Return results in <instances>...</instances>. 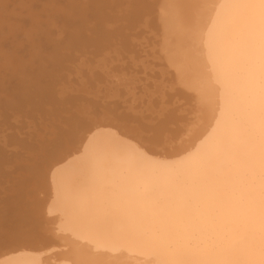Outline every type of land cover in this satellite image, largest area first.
Here are the masks:
<instances>
[{
    "label": "bare ground",
    "instance_id": "obj_1",
    "mask_svg": "<svg viewBox=\"0 0 264 264\" xmlns=\"http://www.w3.org/2000/svg\"><path fill=\"white\" fill-rule=\"evenodd\" d=\"M89 1L0 0V35H7L3 25L8 24L10 34H13L12 40H18L16 45L14 43L18 49L12 52L0 39L1 111L4 108L20 111L19 108L25 105L29 107L36 104L41 96L49 99L47 96L53 90L46 82L42 81L41 84L38 80L51 74L50 69L65 62V52L62 56L59 40L57 45H52L56 35L48 27L56 20L62 21V28L67 29L70 36L68 40L84 47L83 27H87V21L91 18L89 16L92 15L93 20L89 21L93 22L109 14H103L105 12L100 9L107 0H95V4L88 8ZM140 1H137L139 6L140 3L144 4L143 0ZM145 1L148 3V0ZM149 1L150 4L142 6V10L138 9L133 17L130 13L128 17L125 16L130 20V28L142 21L150 24L152 20H157L155 24L159 23L161 19L152 16L159 10L163 0ZM38 2H44L40 10L35 8ZM176 2L175 12L172 10L170 14L172 21L176 19L171 21L175 23L174 26H165L167 23L164 22L170 19L162 18L160 27L170 29L169 53L173 56L169 55L167 62L177 66V79H181L180 84L185 89L188 87L186 93L190 95L193 116L181 127V119L175 114L163 134L153 140L154 143L118 120L104 116L96 120L91 116L88 122L86 119L83 126L81 123L71 132L68 139L58 138L60 142L54 141L56 138L51 139L53 144L56 142L59 145L54 146L51 142L50 148L41 144L42 152L36 157L42 156L45 161L39 163L40 166H34L30 172L31 180H35L44 196L28 201V212L19 220L30 225L28 228L31 227L33 231L27 232L26 228V234L10 237L0 243V264H181L187 261L261 264L264 260L258 234L249 226L247 207L249 189L246 177L251 151L252 101L250 49L246 30L252 12L225 7L232 0ZM134 4L137 5L136 2ZM165 5L164 2L159 11ZM150 6L151 9L148 8ZM168 6L171 8L174 5H166L167 9ZM110 17L107 15L106 18ZM121 18L123 20V15ZM92 25L94 32L88 38L87 30L88 34L85 33L87 36L84 38L87 37L89 42L85 45L96 52L99 45H104L101 40L104 42L120 36L119 31L122 32L124 26L120 23L122 29L116 32L119 23L117 28L116 23L109 24L113 28L106 31H100L99 25ZM182 25L186 30L181 29ZM18 32L23 36L22 39L17 38ZM50 32H53V36ZM124 33L128 32L123 30ZM124 35L119 37V41H123ZM43 37L44 41H49L48 44L39 41ZM20 40L27 41L24 43ZM125 40L123 45L126 44ZM24 45L28 48L27 53L19 51ZM87 47L84 48L88 50ZM125 47L129 49V46ZM85 49H80V52ZM91 49L86 54L82 53L89 55ZM94 53L91 55H96ZM110 57L112 55L109 56L112 59ZM78 58L81 64V56ZM94 64L97 67L96 61ZM89 66V69L93 68ZM71 68L64 66L63 69H75L74 66ZM113 73H110L111 76ZM77 74L75 76L78 77ZM184 74L186 76L180 78ZM11 79L16 80L10 83ZM38 84L41 87H35ZM86 84L83 83L80 88L83 89ZM66 89L63 88L62 92ZM60 97L63 99V94ZM46 108L50 110L51 107ZM77 117L81 116L78 114ZM102 117L104 119L100 120ZM42 224L50 226V235L41 237L38 234L43 229Z\"/></svg>",
    "mask_w": 264,
    "mask_h": 264
},
{
    "label": "rangeland",
    "instance_id": "obj_2",
    "mask_svg": "<svg viewBox=\"0 0 264 264\" xmlns=\"http://www.w3.org/2000/svg\"><path fill=\"white\" fill-rule=\"evenodd\" d=\"M58 1L62 2V0H58ZM127 1L130 3V5H132V6L134 5V6L133 7L130 6ZM137 1L138 0H131V1L130 0H120V1L107 0L105 2L106 4L103 3V5H101L100 9L102 10V12H105L103 14L109 13L107 15H108V17L111 16L110 19L106 18L107 15H103V16H100L98 18V20H94L95 22L94 21L92 22V21H89V20H93V17L91 15V16H89V17H91L90 19H88V17L86 18V19H88V21H87L88 22L87 23L88 28L85 27V29H84V27H83L84 47L85 46L87 47L88 45H85V44H88V42H89V40H86L87 37L84 38L85 36H87V35H85V33L86 34L89 33V36H88V38H89L90 36H92V34L94 32L92 29L93 28L92 24H94L95 26L96 25L101 26V27L98 26L99 30L101 29L100 31H106V29L109 30V29L113 28V26L110 27V25H115V23H116L115 27L117 28V25L119 23V25H118L119 29L114 28V29H116V32L118 30L122 29L121 25H124L123 26L124 32H128V33H124V34H128V35L122 34L123 30H121L122 32L119 31V33H121V35H120L121 37H122V35H124L126 40H125V38H123V41L125 40L127 45L126 44L123 45L124 42L122 41V39H121V41L123 43L121 41H119L120 36L117 35L118 37L116 36V37L111 38L110 40H103L104 42H102V40H101L100 42L102 44L104 43V45H103L104 47L102 45L101 46L99 45V47H97V49H98L97 52L92 51L90 46H88L89 48L87 47L88 48V50H87L84 47H82L81 45L80 46L77 45L76 42H73V41L71 42L70 40H68V37H70V36L67 33V29L62 28V26H61V24L63 23L62 21H61V23H60V20H56L55 23L53 22L54 24H52V26H50L48 28L50 31L52 29L54 34H53V32L52 33L50 32V34H51V36L56 35L55 37H57V38L59 37V39L54 37V42H53L54 44H52V45H55L58 42V40L60 41V43H59V45H61L60 53L63 56V53L65 52L64 53V56H65L64 60L66 63H69V65L63 61L64 63L62 62L61 66L56 65L55 67L52 68V70L50 69L51 74L49 73L45 77L43 76L44 79L43 78L42 79L40 78L41 80L36 79L38 81H41V84L43 83L42 81H44V82H46L47 85H49V88L53 90V93L51 94L52 96L51 95L47 96V97H49V99H48V98H45L42 96L39 97L37 95L39 97V99L41 98L40 101L37 100L38 102H36V104H33V105L31 104V105H29V107H27L28 105H25L22 108H19L20 111L18 109L13 110L11 108H6V109L4 108V109H2V111L0 109V114H1L0 119L2 120V121L0 120V152H1L0 156L2 157V162L0 163V208H1L0 209V218L2 217L1 221H0V243L1 244H2V242L4 243V241L6 239L8 240V238H10V237H16V236L21 235L22 233L26 234L27 232H29L31 230L33 231V229L31 227L28 228V226H30V225H28L27 223L23 224L19 220L24 218L25 215L27 214L28 211L26 210V208H27V206L31 200L34 201V199H38V198L41 199L44 196L42 190H40L39 185L36 184L35 180H33V181L31 180L32 174L30 172V169H33L34 166L35 167L40 166L39 163L42 164L45 161L44 157L41 158L42 156L36 157V155H39L42 152L40 150L41 144L44 143L51 148L52 147L51 142L53 144L54 141L60 142V140L58 138H60V139L67 138L71 132L75 131L76 128L81 126V123L83 126V124L86 123V119L88 122V120L91 119V116H92V118L95 117L94 119H96V120H99V117H101V116H104L105 118L109 117L111 119L118 120V122H121L122 125L125 124L127 126H130L131 127L130 129H135L136 133L141 132L142 133L141 136H143L145 138V140H150L149 141L150 143H154L153 140H155L157 137H159L161 134H163V132H164L163 130L164 129L166 130L167 126L169 125V123H171L173 116H175V114L178 118L181 119V123H182L181 127H184V123L187 120H190V118L193 116L192 115V103L190 102V99H189L190 95L188 93H186L187 92L186 89L188 87L185 89L180 84L182 82V81H180L181 79H179V78L177 79V75H175L176 71H177V68H176L177 66L167 62L168 58L171 55L173 56V54L170 55V53H169V39H170V37L168 36V32H170L169 31L170 29L167 27H164V26H162V28L160 27L161 22L163 21L162 18L164 20L170 19L169 22L168 21L164 22V23H167V25L165 24V26H168V27H169V25L174 26L175 23H172V22L176 21V19L174 21H172L173 18L171 19L170 14H171V11L173 9L176 10L175 4H177L176 1H178V0H173L172 2H168L171 0H168V1L163 0V2L161 1L160 8L161 7L163 8L164 2L166 5L171 3L174 6H172L173 8L172 7L169 8V6H170L169 5L168 9H167V7L165 5L164 9H161V11H159L160 8H158L159 10L154 12L152 17L157 16L155 18L161 19V20H159L158 24H155V23H157L156 22L157 20L156 21L152 20L151 22H149L150 24H147L146 22L142 21V22H138V25H136L134 23L133 24L134 28L133 27L130 28L128 25V21L130 22V20L126 18V17H128V14L130 13L131 17H133V13L135 14V12L138 11V9L142 10V8H144L142 6H146V5H148L149 2H151L148 0V3H147L145 0H143L144 4L140 3V6H141L140 7L139 3L137 4ZM143 1H142V3H143ZM153 1H155V0H153ZM94 2H95V0H90L89 3H87V5L88 4L89 5L86 7L89 8L90 5L95 4ZM135 2L137 5L134 4ZM139 2H141V1L139 0ZM43 3L44 2H38L36 4L35 8L37 10H40L41 7H43ZM115 3H116V6H115ZM112 4H114V5H112ZM106 7L109 9V11L107 10ZM112 7H114V8H112ZM103 8H105V10ZM123 8H125V9H123ZM148 8L151 9L152 7L150 6ZM162 10H163V12H162ZM175 10H173L172 12H175ZM127 11H128V13H126ZM161 12L164 13V15H162ZM125 13H126V15H125ZM121 15H123V20L121 18ZM165 17H166V19H165ZM113 18H115V20ZM73 21H75V20H73ZM75 22L77 23L78 21H75ZM123 22H124V24H123ZM120 23H121V25H120ZM164 23L162 25H164ZM88 24L90 26H88ZM153 24H155V25H153ZM54 25H56V28ZM8 26H9L8 24L3 25V30L5 31V33L7 32V35L10 34V30H9ZM53 26H54V28H53ZM72 26H74V25L72 24ZM159 27L161 28V31H160ZM165 28H167V29H165ZM128 29H129V31H128ZM181 29L186 30L185 27L183 28V25L181 26ZM87 30H88V33H87ZM138 31H140V32H138ZM7 35L3 36L1 34L0 39L4 40L3 44L5 45V47L8 48V50L15 52L18 49V48H16L17 46H15L16 41H18V40H12L13 34L12 35L10 34L9 38L7 37ZM64 35H66V36H64ZM187 37L190 38V35L187 34ZM17 38H19V39L23 38V36L21 35L20 32H18ZM127 38H129L128 39L129 41L127 40ZM43 39H44V37L42 39L40 38L39 41H41V43L45 42L46 40L44 41ZM116 39H117V42H116ZM20 41L21 42L23 41L24 43H26L27 40H20ZM69 41H70V43H69ZM134 41H135V43H134ZM46 42L45 43L48 44L49 41H46ZM110 42L112 44L113 43L114 44L113 45L111 44V46H110ZM14 43H15V45H14ZM107 43H109V44H107ZM136 43H137V45H136ZM42 44H44V43H42ZM105 45L106 46L109 45L110 47L106 48ZM125 46H129V49L126 48ZM131 46H132V48H131ZM101 47H103L104 49ZM112 47H113V50L115 49L114 51L112 50ZM64 48H65V50H64ZM67 48H69V49H67ZM77 48L79 49V51ZM82 48L85 49V51L83 50L80 52V49H82ZM21 49H19V51L21 53L22 52H25V53L28 52L27 51L28 48L25 45L22 46ZM71 49L75 51V52L72 51L73 54L70 52ZM89 49H91L90 51H92V52H90L89 55L88 54L84 55V54H86L85 53L86 51L89 52ZM93 49H96V48H93ZM167 49H168V51L166 52ZM61 50L63 52H61ZM66 50L67 51L69 50L68 54H67ZM126 50H127V52H126ZM76 52H77V54L78 53L79 54L78 55L75 54ZM82 52H84V54ZM93 52H95L96 55L92 56L91 54H93ZM108 52H110V53H108ZM136 52H137V54H136ZM98 53H101V54H98ZM120 53L122 56H120ZM111 55H112V57H110V58H112V59H109V56H111ZM78 56H81V64H80V59L78 58ZM100 56H102L103 58ZM89 57L90 58L93 57L92 60L89 59ZM137 57H138V59H137ZM94 60L97 62V67H95L96 63L94 64V62H95ZM100 60H102V62L104 64ZM105 60L108 61L109 64L106 63ZM111 60H113V61H111ZM74 62H75V64H74ZM63 64H64L65 68L68 67L69 69L71 68V66H72V68L74 66V68H75L74 70L76 71V74L79 72L78 74L80 76L77 74L79 78L77 76H75L76 74H74V72H75L74 70H71V71H74V72H71L70 70L68 71V69H67L68 73H65L67 71H66V69H63L64 68ZM70 64H72V65L70 66ZM88 64H90V66L92 64H94L93 66H91L94 69L93 68L89 69ZM100 64H102V67ZM78 65L80 67L76 69V67ZM98 66H100V68H98ZM111 68L114 69L112 71L114 73H116V74L113 73V75L115 77L114 79H113V75L111 76V74H110L112 71H109ZM115 70H116V72H115ZM81 73H83L82 74L83 76L81 75ZM96 74H97V76H96ZM35 75H36V72H35ZM65 75H66V77H63ZM70 75L72 77H70ZM184 76H186V74H184L180 78H182ZM62 77L65 80L62 79ZM82 77H84V78L82 79ZM54 79H55V82H54ZM59 79H61V80L59 81ZM13 80L11 79L10 83H12ZM83 83H87L86 86L87 87L89 86V87L87 89H85L86 86L84 85L85 87L84 86L82 87L84 90L81 89L80 87L83 85ZM41 84L35 85V87H37V88L41 87ZM63 88H65V89L68 88V90L66 89L67 91L64 90L62 92ZM59 89H61V90H59ZM59 92L61 94H59ZM67 93H70V94H67ZM62 94H63V99H61L62 97H60V95L62 96ZM71 94H73V95L75 94V95L72 96ZM76 95H78V96H76ZM64 96H66V97L64 98ZM75 96L77 97V99ZM38 97H36V98L38 99ZM57 98H60V99H57ZM97 100H98V102H97ZM52 101H54V102H52ZM55 101H56V103H55ZM50 102H52V103H50ZM61 102L64 105H61L62 104ZM66 102L68 103L67 105H66ZM92 105H93V108L91 109ZM56 106H57V108H56ZM60 106H61V108H60ZM65 106H67V107H65ZM85 106H87V107H85ZM46 107H51V108L49 110V108H46ZM54 107H55V110H54ZM69 107H72V109ZM73 107H75V109ZM44 108H46V110ZM47 109L49 111H47ZM73 109L75 111H77L78 113L77 112H76L77 114L73 113V112H75V111H73ZM98 109H99V111H98ZM25 110H27L26 111L27 113L25 112ZM13 112H15V113H13ZM34 112H36L38 114H35ZM18 114H20V115H18ZM78 114H79V116H81L80 118L83 119V121L79 117H77ZM83 114L85 116H83ZM15 115H17V116H15ZM27 115H28V117H27ZM71 119H72V121H71ZM101 119H104V118L102 117V118H100V120ZM54 124H56V125H54ZM187 124H188V122H187ZM61 126L62 127L65 126V127L62 128ZM55 127H57V128H55ZM60 127L62 129H60ZM65 128H68V129H65ZM124 129H126V128H124ZM62 130H63V133H62ZM17 132H19V134ZM3 136H4V138H3ZM165 136H167V134ZM53 138H56V139L53 141V140H51ZM45 141H47V142L45 143ZM177 141H179V139ZM56 142H55V144H56ZM63 142H65V141H63ZM55 144H53V145L55 146ZM57 145H59V144H56V146ZM36 146H37V148H36ZM48 151H50V149H48ZM36 158H38V160ZM12 206L14 208H12ZM9 208H10V210H9ZM15 209H17V210H15ZM2 210H3V212H2ZM15 211H16V213H15ZM12 213H13V215H11ZM16 215H17V218H14V217H16ZM39 217H40V215H39ZM40 224H41V221H39V227H40ZM18 225H19V227H18ZM42 226H43V229H42V231H39L38 234H40L41 237H46V236L50 235V232H49L50 226H47V224H42ZM26 228L28 229V231ZM6 230H7V232H6ZM14 234H15V236H13Z\"/></svg>",
    "mask_w": 264,
    "mask_h": 264
},
{
    "label": "snow or ice",
    "instance_id": "obj_3",
    "mask_svg": "<svg viewBox=\"0 0 264 264\" xmlns=\"http://www.w3.org/2000/svg\"><path fill=\"white\" fill-rule=\"evenodd\" d=\"M230 9L252 12L247 27L250 49L251 75V128L249 168L246 177L248 186L247 207L249 226L258 234L264 252V0H232ZM169 264V262H164ZM181 264H211V262H181ZM261 264H264L262 260Z\"/></svg>",
    "mask_w": 264,
    "mask_h": 264
}]
</instances>
